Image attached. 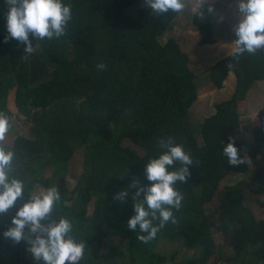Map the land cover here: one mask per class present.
<instances>
[{
	"label": "trees",
	"instance_id": "1",
	"mask_svg": "<svg viewBox=\"0 0 264 264\" xmlns=\"http://www.w3.org/2000/svg\"><path fill=\"white\" fill-rule=\"evenodd\" d=\"M63 3L72 6L66 33L43 41L30 34L34 52L25 54L26 45L5 42L7 7L0 0V111L14 116L8 108L12 92L17 114L31 123L28 136H16L8 146L15 152L14 174L25 183V201L36 185L58 189L61 200L53 215L69 219L77 239L85 242L80 264H209L214 253L221 264H264V220L243 204L245 193L264 195V111L258 113L260 135L252 143L242 139L238 111L255 82L264 80V50L239 60L228 55L207 71L208 82L218 90L230 73L236 85L230 98L215 103L195 125L188 111L202 87L201 75L190 71L189 57L173 37L160 43L177 13L156 16L142 0ZM192 15L198 44H212L213 13L203 20ZM100 63L106 70H97ZM167 137L182 145L194 164L189 181L175 185L183 195L181 208L173 209L178 222H169L144 243L137 236L145 233L127 228L135 215L130 184L137 179L150 183L144 168L165 151L158 143ZM233 137L251 169L247 162L228 164L223 148ZM77 152L83 171L70 190L67 175ZM41 165L50 167L49 177L42 176ZM233 174L249 175L221 187ZM127 189L124 201L115 199ZM17 208L0 216V264H43L28 252L26 241L13 244L3 237ZM212 221L223 234L224 254L213 238ZM160 242H180L198 255L169 260L155 252Z\"/></svg>",
	"mask_w": 264,
	"mask_h": 264
},
{
	"label": "clouds",
	"instance_id": "2",
	"mask_svg": "<svg viewBox=\"0 0 264 264\" xmlns=\"http://www.w3.org/2000/svg\"><path fill=\"white\" fill-rule=\"evenodd\" d=\"M4 3L7 7L8 32L5 42L15 39L26 45L25 54L34 52L30 34L36 41L60 38L72 20V6L64 4L63 0H4ZM189 5H192L193 14L201 20L215 11L213 0H145V6L156 16L169 12L181 13ZM237 14L239 22L233 28L237 38L227 46L231 49L228 55L239 60L245 53L255 55L258 50H264V0H238ZM219 19L222 21L223 16ZM96 67L98 71H103L107 65L100 63ZM12 123L11 118L0 111V216L19 205L3 237L13 244L26 241L28 252L37 262L80 264L85 258V242L77 239L74 225L69 219L60 217L57 220L53 215L61 200L58 189L50 187L38 194H31L25 201V183L14 174L15 152L4 143ZM158 147L165 151L158 158H152L144 168L150 183L143 185L137 179L130 184L131 190L135 189V215L128 220L127 228L133 232L139 228L141 233H145L137 236L144 243L156 238L169 222H178L173 209L181 208L183 195L175 185L189 181V165L194 164L191 154L182 145L175 144L173 137L160 139ZM223 155L232 167L247 162L239 155L235 137L230 138V142L224 146ZM177 163L181 165L179 168H175ZM170 168L174 170L170 171ZM131 190L117 193L115 199L124 201ZM141 194L143 199H140Z\"/></svg>",
	"mask_w": 264,
	"mask_h": 264
},
{
	"label": "rangeland",
	"instance_id": "3",
	"mask_svg": "<svg viewBox=\"0 0 264 264\" xmlns=\"http://www.w3.org/2000/svg\"><path fill=\"white\" fill-rule=\"evenodd\" d=\"M216 0H213V2ZM220 3H224L223 1ZM142 4H145V0H142ZM237 7H238V0H234L232 3L224 4L222 8H217L214 5L215 11L213 12V20H212V28H214L216 31H220L226 28V35L230 37H234L235 39V33H234V25H236L239 22V17L237 14ZM192 5H189L183 12L179 13V18L177 19L176 25L173 23V25L170 27V29L165 33V35H162L160 38V43H165L169 37H173L178 44H181L183 52H185L187 55L191 52L192 60L190 64V68L193 72L199 73L203 69L198 68L201 67L197 65V57L201 56L200 53H198V50H202L204 48L207 53H212V50L214 48H208L203 47L200 44H197L198 39H196V36H193V34H189L188 32V26L185 25L186 20H191L193 17V12L191 10ZM220 16H223V20L221 21L219 19ZM172 24V23H171ZM192 44H195L192 46ZM194 47V48H193ZM195 49L197 52H195ZM210 50V51H209ZM205 68V67H203ZM205 73V72H204ZM226 83V81H225ZM199 84L202 86L201 91L208 94L203 95L202 93H198L197 96V105L192 106V108L189 109V119L191 123L193 124H200L204 118H200L202 114L206 112V110L209 107V104L213 103L214 101L219 100L220 98H223L227 94L225 92L221 93H215L216 88L211 86V84L206 79V75L202 74L201 79H199ZM200 91V90H199ZM214 94L216 97L213 99L211 97V94ZM9 101H8V108L10 111L14 114L12 117V127L8 134L6 135L5 145L11 146L13 139L16 136H28L29 134V127H31V123L28 121H25L22 116H19L17 114L16 108L13 106V93L11 92L9 95ZM196 104V103H195ZM238 111L240 113L241 118V132H242V139L247 143H252L254 137L260 135V128L261 123L258 118V113L260 111H264V90L263 87L260 89L254 90L245 99V101H241L238 104ZM16 115V117H15ZM202 120V121H201ZM125 145L130 148L134 149L133 144L126 142ZM141 151L138 152L140 154ZM80 153L77 152V155L75 156V161L73 164H70V174L67 175V181H68V187L69 189H73L74 186H76L77 183V177L79 174L83 171L82 167V160L80 157ZM249 169L252 168L251 163L248 159H246ZM39 170H42V176L44 178L49 177L50 175V167L48 165H41L39 167ZM248 175H237L233 174L230 175L224 183H221V187L227 184H234L238 180L241 179H248ZM221 187L219 190H221ZM41 191H46L43 186L36 185L35 190L32 194H38ZM93 199V198H92ZM243 204L251 209L252 214L257 220H264V195L261 194L258 197H251L249 194L245 193L243 195ZM92 210V203H90L87 207L86 214H90ZM212 223V231H213V238L215 240V243L219 248L222 250V254L225 253L224 249V239L223 234L220 232L217 224ZM117 244H119V241H117ZM155 252L165 255L166 257L170 259H175L176 261H183L187 258L196 257L198 255L197 249H186L183 246H181L180 242L175 243H169V242H160L156 248ZM222 262H219L217 259V255H215L210 259L209 264H221Z\"/></svg>",
	"mask_w": 264,
	"mask_h": 264
},
{
	"label": "crops",
	"instance_id": "4",
	"mask_svg": "<svg viewBox=\"0 0 264 264\" xmlns=\"http://www.w3.org/2000/svg\"><path fill=\"white\" fill-rule=\"evenodd\" d=\"M222 1L224 3H220ZM233 1L234 0H231V1L216 0V1L213 2V5H215L219 9V8H222V6L224 4H229V3H232ZM178 18H179V13H177L176 17L173 19V21L171 22L172 24L169 25L168 29H170V27L173 25V23L176 25V22H177ZM185 25L188 26V29H189L188 32H189L190 36H191V34H193V36H196V39H198L199 31H198V28L194 25L192 19L189 20V21L186 20ZM212 31H213L212 38H213L214 42L212 44L201 45L203 47H208V48H212V49L214 48V50H212V53H207V51L204 48H202V50H198V53H200L201 56L197 57L196 63H197V65L201 66V67H198V68H202L203 69L201 72L195 73V72H193L191 70L190 64H191V60H192V55H191V52L188 53L189 54L188 55V57H189L188 66H189L190 71L196 76H200L202 74H205L206 75V79H207V71L212 66H214L216 63H218L220 60H222L223 58H226L228 56V54L231 52V49L227 45H230L232 43V41L235 40L234 37H230V36L226 35V33H227L226 28L223 29V30H220V31H216L213 28ZM197 44H198V41H197ZM178 45H179L180 49L182 50V47L185 46L186 44L183 45V46L181 44H178ZM193 45H195V44H192V46ZM195 52H197L196 49H195ZM203 67H205V68H203ZM235 85H236V77H235V75L233 73H230L228 75V77H227L226 83L224 82V87L222 89H219V90L216 89L215 93H214V94H217V93L225 92L227 95L224 96L223 98H220L217 101H214L212 104L210 103L208 109L206 110V112L204 114L201 115L200 118H205L206 116L210 115L212 113V111H213V105L215 103L230 98V96L234 92ZM261 87H263V90H264V80L256 81L254 86L252 87V89L250 90L249 93H251L254 90L260 89ZM201 89L202 88H200L199 93H202L203 95L209 93V92L204 93V92L201 91ZM214 94L213 93L211 94V97L213 99L216 97ZM197 100L195 102L196 104L194 103V105H197V103H198ZM240 121H241V118H240Z\"/></svg>",
	"mask_w": 264,
	"mask_h": 264
}]
</instances>
